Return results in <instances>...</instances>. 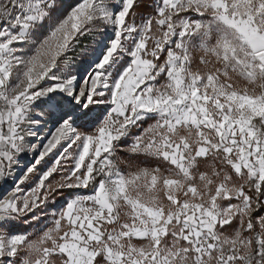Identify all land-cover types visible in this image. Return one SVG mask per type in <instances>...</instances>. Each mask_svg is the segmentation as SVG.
Instances as JSON below:
<instances>
[{"label":"snow or ice","instance_id":"6c2138e0","mask_svg":"<svg viewBox=\"0 0 264 264\" xmlns=\"http://www.w3.org/2000/svg\"><path fill=\"white\" fill-rule=\"evenodd\" d=\"M0 264H264V0H0Z\"/></svg>","mask_w":264,"mask_h":264}]
</instances>
